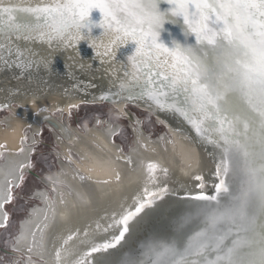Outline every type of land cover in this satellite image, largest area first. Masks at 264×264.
Masks as SVG:
<instances>
[{
    "label": "snow or ice",
    "instance_id": "6c2138e0",
    "mask_svg": "<svg viewBox=\"0 0 264 264\" xmlns=\"http://www.w3.org/2000/svg\"><path fill=\"white\" fill-rule=\"evenodd\" d=\"M166 2L171 5L166 11L183 17L185 35L193 34L195 43L173 41L168 47L159 41L161 20L166 16L160 0H50L36 7L0 0V38L20 35L26 40L61 41L66 46L74 43L72 29L98 9L101 27L118 33L117 39L126 38V44H135L128 57L133 83L120 85L126 98H147L161 111L179 113L199 141L216 153L214 193L186 196V207L175 216L170 238L144 243L139 257L125 253L113 259L117 246L128 242L144 216L156 211L157 201L169 192L167 184L155 192L149 190L148 185L156 187L158 172L166 176L168 169L148 161L143 195L118 218L113 214L118 235L96 243L80 240L79 230H70L56 238L59 246L54 243L51 250L52 264H264V0ZM20 13L31 14L35 20ZM21 55L18 52V67L29 63L21 61ZM101 98L107 100L109 95ZM128 163H133L131 157ZM24 168L20 163L9 175L15 171L22 181ZM199 187L203 189L204 184ZM12 192L6 175L0 184V228L9 221L3 209L13 199ZM24 223L31 225V221ZM47 227L35 225L39 237L31 227L22 229L16 245L31 237L28 253L35 251L43 259ZM77 241L87 251L79 249Z\"/></svg>",
    "mask_w": 264,
    "mask_h": 264
},
{
    "label": "rangeland",
    "instance_id": "374dc122",
    "mask_svg": "<svg viewBox=\"0 0 264 264\" xmlns=\"http://www.w3.org/2000/svg\"><path fill=\"white\" fill-rule=\"evenodd\" d=\"M49 2L50 0H3L4 4L19 7H36ZM98 11H91L88 18L95 22L92 30L96 27L98 29V32L96 30L93 31L94 33L91 32L93 39L82 40L71 46H66L61 41L49 43L47 39L39 38L21 41L23 36L20 35H13L7 40L0 38V45H4V48L0 49V124L18 117L12 109L21 107L29 96L37 98L53 96L57 98V101L52 113L57 118L62 116L59 118L61 121L82 132L85 127L93 125L104 128L103 122L106 121L113 127L112 140L119 145L120 152L127 153L131 148L137 147L138 153L133 151L135 155L131 154L133 163H128L129 157H126L127 172L117 183H98L85 179L73 184L70 179L72 182L69 192L70 201H65L66 194L59 192L58 195H53L51 187L34 176L35 173L46 178V175L58 172V160L61 156L55 143L56 136L53 133L55 131L42 122L41 128L34 134V139L31 141L30 129L25 127L21 140L25 156L18 151L15 158L19 154L21 156L17 158V162L13 160V163H18L19 160L22 162L23 158L25 160L30 158L32 166H28L29 172H22L24 177L22 181L19 180L17 184L11 181L13 199L3 209L8 213L9 221L5 228H0V264L12 263L14 256L3 250H11V246L16 244L15 239L22 230L20 224L31 213L30 209L34 205L44 208L41 228L45 224L48 225L44 229L47 251L43 253L42 264H52L51 250L56 238L69 234L70 230L78 229L80 240H91L102 235L105 232L104 229L116 227L113 224V214L116 213L115 218H118L119 213L133 206L136 199L143 195L145 166L148 161L156 162L168 169L166 176L158 172L157 185L153 188L152 185H148L149 190L155 192L158 187L167 184L169 192L162 201H157L156 211L144 216L127 244L132 242L131 239L136 232L142 233L152 229L151 227L167 228L155 233L150 241L170 238L173 231L168 232L174 228L175 216L186 207V196L195 195L199 191L214 193L213 185L218 182L213 174L215 150L212 146L199 141L191 126L179 113L161 111L147 98L130 101L125 93L123 97L116 100L110 94H104L109 95L107 100L96 96L102 91L114 92V89L119 88L118 83L130 82V73L125 75V72L133 71L131 62L128 60L132 52H129L130 49L127 50L129 53L123 49V46L127 44L117 45L102 36V28L99 26L102 14ZM82 31L87 33V29ZM129 44L133 45L134 51V42ZM17 49L24 50L20 53L22 54L20 60L29 61L27 65L21 63V66H17ZM105 52L108 54L104 55ZM114 52L118 55L120 62L116 58L109 59V53ZM64 99L69 100L66 110H63ZM118 103L123 104L124 112L118 110ZM72 105L76 107L72 108ZM171 130L177 131L178 135L183 134L188 141L197 146L199 158L193 165H183L165 149L167 141L165 140L164 143L163 135L171 137ZM136 131L151 140H159L162 147L159 153L149 154L148 151H141L139 146L143 143L142 137ZM2 158L1 156L0 161L3 160ZM64 159L68 161L70 158L64 156ZM197 176H203V181L196 180ZM201 183L204 184L203 189L199 187ZM42 190L49 192L50 196L45 193V202L39 204L40 201L33 195ZM58 196L60 200L57 199ZM45 215L48 217L47 220H44ZM109 225L113 226L109 228ZM84 233L88 234L87 237ZM114 235H118V232L111 233L106 240L111 241ZM139 235L133 238L134 241L140 237ZM121 243L126 244L123 241ZM76 244L78 248L81 246L79 241ZM55 246L58 247L59 243H55ZM117 249H121V246L118 245ZM34 252L29 254L33 255ZM29 254L26 258L19 256L16 264H32V261L28 260ZM118 255L116 254L113 259H116Z\"/></svg>",
    "mask_w": 264,
    "mask_h": 264
},
{
    "label": "bare ground",
    "instance_id": "6f19581e",
    "mask_svg": "<svg viewBox=\"0 0 264 264\" xmlns=\"http://www.w3.org/2000/svg\"><path fill=\"white\" fill-rule=\"evenodd\" d=\"M159 7H160L161 11L165 12L166 17H167L164 24H163V27L161 29H159V32L161 34V36H159V41L164 43L168 47L170 45L167 44L166 40H168L169 43H172L171 42L172 40L176 41V42L184 43V44L195 43V37L193 34L185 35L186 25L183 22V17L173 16L171 14V12L166 11L167 9H169L171 7V5H169L166 2V0H160ZM97 10L98 9H93L91 11L97 12ZM20 15L23 17L35 20V18L31 16V14L20 13ZM92 15L94 16V13ZM100 18H101V15H100ZM94 30H96L98 32L97 27L93 28V30L91 32L94 33L93 32ZM102 31H103V29H102ZM32 35L35 36L36 34L32 33ZM102 36H104V35H102ZM20 40L23 41L24 38H21ZM35 40H38V39H35ZM129 43H127L126 46L124 45L123 49L126 52H128L127 50H129V49H130L129 52H133V50H132L133 45L129 44ZM17 52L23 53L24 50L17 49ZM121 53L122 52H120V54ZM108 56H109V59L116 58L117 61H119V62L121 61V60H119L118 55H116V52L109 53ZM113 71H115V70H113ZM132 72H133L132 70H129V72H128V73H130L129 77H131ZM123 73H124V69H123ZM131 83H133L132 80L128 83H125V84H131ZM118 84H119V88L114 89L115 90L114 92L109 93V92H103L102 91L100 94H98L96 96L101 99V97L104 94H110L111 96H113V99L116 100L120 97H123L124 93H125V95H127L126 91L120 90L121 83H118ZM118 92H119L118 96L114 95L115 93H118ZM121 93H123V94H121ZM34 95H36V94H34ZM56 101H57V98L53 97V96H46V97H42V98H37L36 96H29L27 101H25L23 104H21L22 105L21 107L12 109L15 112V114L18 115V117H15L13 119H9L8 122L6 123V126L4 128H0V157L6 156L5 160L0 161V184H3L4 178L6 175H8V178L11 176L14 183L19 182V179H18L19 174L17 172L12 171L11 174L9 175L10 169H13L19 165V164H16L14 166L12 164V160H15V162H17V158H19V156H21V154H19V156H17V158H15L14 155L22 148L21 140L23 137L24 128L29 123H31L33 131L38 130V126L35 123H32L31 121H32V117L39 112H41V113L36 118V122L39 124H42V122H45L46 125H48L51 129H53L63 139V140L59 139L56 136V140H55V143L57 145H59V147L62 151L60 153V156L62 158H64V156H66L67 158L71 159V161H69L70 159L68 161H65L64 159L58 160L59 176L57 178H61L60 175L63 172H65V170H68L70 173L73 174L74 181H78V179L81 178L82 176L84 177V179L85 178H91L92 180L99 182V183H104V181H107L106 183H108L110 181L117 179V176L119 173L118 169H117V162L112 158V154H111L112 153L111 151H113V145L109 144V141L106 137L98 135L97 133L87 132V133H80L79 134L80 138L76 139V142L73 145H68L65 142V141L70 142L72 140V138L74 137L75 132H74L73 128L68 123H66L65 121H61L59 119L62 116L57 118L56 116L53 115L52 112H49V111H53L55 109ZM64 101H67V105L65 107H68L69 100L64 99ZM70 101L73 102L76 100H70ZM117 108L119 111H122V112L124 111L123 104H121V103L117 104ZM46 116L54 117L59 122L60 129L58 130L49 122L44 121L43 119ZM117 128H119V126H117ZM171 132H170L171 133L170 143H171V146L174 149V151L178 154V156L180 157V159L184 163H186L188 165L194 164L199 158V150H198L197 146L195 145V143L188 141L185 138V136H183V134H181V133H179V134H181L182 136L178 135L177 131L175 132V131L171 130ZM107 134H109V132H107ZM111 134H113V132H111ZM142 142H143V147L146 148V150H149V151L152 150L153 146L146 139L143 138ZM107 144H109V148H110L109 151L105 150V147ZM94 145H96L98 148L103 150V152L101 153V152H98L97 150H95ZM68 147L73 152L72 153L73 155L67 149ZM23 156H25V150L23 152ZM24 160L25 159L23 158L22 161H24ZM19 162H21V160H19ZM202 164H203V160H202ZM24 171L29 172L30 169L28 167H25ZM40 178L43 182L47 183L49 186L52 185L47 180V178H44V177H40ZM74 181H73V184H74ZM67 182L69 185L72 184L70 179H68ZM178 182H180V181H178ZM180 184H181V182H180ZM57 188H59V186H57ZM152 188H153V186H152ZM45 191L46 190H42L40 192L37 191L34 193L33 197L40 199L44 203L45 202L44 201V194L47 193V191L46 192ZM58 200H60L59 196H58ZM65 201H70V195L68 194L67 191H66ZM42 212H43V209L41 207L35 208L34 212L29 214L25 218V220L22 222V229L27 231L29 229V227H31V230H34L33 226H34L35 222L41 217ZM25 221H31V225L25 224L24 223ZM114 232H118L117 226L105 231L104 233H102V235L98 236L95 239H91L89 241H95L96 243H102L109 237V235L111 233H114ZM37 233H38V230H37ZM30 240H31V237L28 238V241L21 242V244L19 246H17L15 244V246L13 248L16 249L17 247H19L21 250L26 245H28V242H30ZM79 249H81L83 251V250H86L87 247L81 245L79 247ZM4 250H6V249H4ZM8 252H10V253H7L9 255H13V256L16 255V252H14L13 250H8Z\"/></svg>",
    "mask_w": 264,
    "mask_h": 264
},
{
    "label": "flooded vegetation",
    "instance_id": "af4514ba",
    "mask_svg": "<svg viewBox=\"0 0 264 264\" xmlns=\"http://www.w3.org/2000/svg\"><path fill=\"white\" fill-rule=\"evenodd\" d=\"M67 105V101H63V110H66L68 107H65ZM123 109H124V107H123ZM49 112H53V111H49ZM120 112H122V111H120ZM124 112V111H123ZM41 112H39V113H37L36 115H34L33 117H32V123H35L37 126H38V130L37 131H33V129H32V124L31 123H29L26 127H28L30 130V133H31V135H30V140L32 141L33 139H34V134L35 133H37L38 131H39V129L41 128L40 127V124L39 123H37L36 122V118L38 117V115L40 114ZM103 125H104V128H98L97 126H95V125H93L92 127H85V130H84V132H82V131H80V130H78V129H76V127H73V130H74V132H75V135H74V137L72 138V140L70 141V142H68V141H65L68 145H73V144H75V142H76V139H79L80 138V136H79V134L80 133H87V132H93V133H97L98 135H101V136H104V137H106L107 139H108V141H109V144H111V145H113V151H111L112 153V158L117 162V169H118V176H119V179H116V180H113V181H110V182H108V183H117L118 181H120L122 178H123V176L126 174V172H127V163H126V157L128 156V157H131L132 158V156H131V154L132 155H135V154H133V151H135V153L137 154L138 153V150H137V147H133V148H131L130 150H129V152H127V153H123V152H120V150H119V145H117V144H115L114 142H113V140H112V135L113 134H111V132H113V127L112 126H109V124L106 122V121H104L103 122ZM6 126V123H3V124H0V128H4ZM107 132H109V134H107ZM136 132H138V131H136ZM54 134H55V136H57L59 139H62L56 132H53ZM138 134L142 137V139L144 138V139H146L152 146H153V148H152V150L151 151H149V150H145L146 148H142L143 147V143H141L140 144V148H141V151H143V152H145V151H148L149 152V154H156V153H159V150L162 148L161 147V144L159 143V140H151L150 138H148V137H146V136H144V135H142V134H140L139 132H138ZM163 138H164V143H165V140L167 141V143L165 144V149L167 150V151H169L174 157H176L183 165H186V166H190V165H188V164H186V163H184L181 159H180V157L178 156V154L174 151V149L172 148V146H171V143H170V137L168 136V135H163ZM63 140V139H62ZM21 144H22V142H21ZM109 144H107L106 145V147H105V150L106 151H109L110 150V148H109ZM58 146V148H59V153H61L62 151H61V149H60V147H59V145H57ZM68 150H69V152H71V149L68 147L67 148ZM94 149L95 150H97L98 152H103V150H101L100 148H98L96 145H94ZM144 149V150H143ZM132 150V151H131ZM120 152V153H119ZM15 156V155H14ZM121 158H120V157ZM3 160H5L6 159V156H3V158H2ZM64 158H60L59 160H63ZM64 160H66V159H64ZM20 163H24L25 164V167H28L27 165L30 163V158L28 159V160H24V161H22V162H18V163H13V160H12V164L15 166L16 164H20ZM191 165H193V164H191ZM58 167H59V164H58ZM25 169V168H24ZM24 169L22 170V172L24 171ZM58 170V172L57 173H55V174H53V175H46V178H47V180L52 184L50 187H51V189H52V191H53V195L54 194H57V193H59V192H61V193H64V194H66V191L68 192V194H69V192L71 191V184L69 185L68 184V178L69 179H71V181H74V177H73V174L72 173H70L68 170H65V172H63L61 175H60V177L61 178H57L58 176H59V168L57 169ZM23 174V173H22ZM69 176V177H68ZM54 178V179H53ZM10 181H12L13 182V184H17V183H14V181H13V179H12V177L10 176L9 178H8ZM85 179H90V180H92L91 178H85ZM85 179H81V178H79L78 179V181H74V183H76V182H80V181H82V180H85ZM92 181H94V180H92ZM94 182H96V181H94ZM99 183V182H98ZM57 186H59V188H57ZM48 193V196H50V193L49 192H47ZM58 195V194H57ZM36 200H38V201H40L39 202V204H41V203H43V201H41L40 199H38V198H35ZM58 199V198H57ZM39 207H43V206H39ZM35 208H37V205H34V207L32 208V209H30L31 211V213L32 212H34V209ZM43 209V212H42V214H41V217L35 222V224H34V226H33V229H34V231H37L38 229H36L35 228V225L36 224H39L40 225V227H42V225H43V222H42V220H41V218H42V216L44 215V208H42ZM31 213H29V214H31ZM28 214V215H29ZM27 215V216H28ZM26 216V217H27ZM25 217V218H26ZM23 222V221H22ZM20 226H21V229H22V223L20 224ZM38 233H39V230H38ZM38 233H37V236H38ZM20 235V234H19ZM15 241H16V239H15ZM15 246V245H14ZM14 246H11V250H13L14 252H16V255H14V257L12 258V263H9V262H5L4 264H16V262L19 260V256H23V258H26V256H28L27 254H29V253H27V245L23 248V249H21V250H19V251H17L15 248H13ZM29 256H31V261H32V264H42V259H41V257H40V255L39 254H37L36 252H34V254L33 255H31V254H29ZM44 263V262H43Z\"/></svg>",
    "mask_w": 264,
    "mask_h": 264
},
{
    "label": "water",
    "instance_id": "95a60500",
    "mask_svg": "<svg viewBox=\"0 0 264 264\" xmlns=\"http://www.w3.org/2000/svg\"><path fill=\"white\" fill-rule=\"evenodd\" d=\"M160 36H161V34H160ZM163 38V37H162ZM166 40V39H165ZM167 41V44H169L170 46L169 47H172L173 46V40L171 41L172 43H169V41L168 40H166ZM178 43H180V42H178ZM180 44H184V43H180ZM44 121H47V122H49L50 124H52L55 128H57L58 130L60 129V124H59V122L54 118V117H52V116H46V117H44V119H43ZM49 145V144H48ZM34 176L38 179V180H41V178L39 177V175L38 174H35L34 173ZM152 229H148V230H146L145 232H142V233H138V232H136V234L133 236V238L134 237H137V235L138 234H140L139 236V238H137L136 239V241H134V239L132 238L131 239V243H126L125 245H123V247H121V249H119L118 251H117V255H118V257L116 258V259H119L121 256H123L124 254H125V252H127V253H130V254H132V255H134V256H136V257H139V255H140V252L142 251V245L144 244V243H146V242H149L150 240H151V238H154V236H155V233H157L159 230H161V229H165V228H167V227H164V226H159V227H151ZM170 232H168V233H171V231H174V228L173 229H171V230H169ZM167 234V233H166ZM153 240V239H152ZM135 243H134V242ZM4 252H6V253H10V252H8V250H3Z\"/></svg>",
    "mask_w": 264,
    "mask_h": 264
},
{
    "label": "clouds",
    "instance_id": "9594fccd",
    "mask_svg": "<svg viewBox=\"0 0 264 264\" xmlns=\"http://www.w3.org/2000/svg\"><path fill=\"white\" fill-rule=\"evenodd\" d=\"M88 18L89 17L85 18L83 25L76 26L72 29L71 38L73 39L74 43L81 42L82 40L89 41L93 39V35L91 34V31H92V27L95 26V22L89 20ZM166 18H167L166 16L162 17L160 29L163 27ZM101 28L103 29L102 31L103 35L106 38L110 39L114 44L117 45L126 44V38L120 37L119 39H117V36L119 35L118 33L113 32L106 26H103ZM82 29H87V33L82 31Z\"/></svg>",
    "mask_w": 264,
    "mask_h": 264
}]
</instances>
